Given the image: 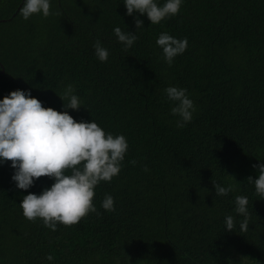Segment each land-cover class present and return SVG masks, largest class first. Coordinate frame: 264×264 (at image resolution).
<instances>
[{
	"label": "trees",
	"instance_id": "16d2710c",
	"mask_svg": "<svg viewBox=\"0 0 264 264\" xmlns=\"http://www.w3.org/2000/svg\"><path fill=\"white\" fill-rule=\"evenodd\" d=\"M20 2L0 0V18H9L0 21V100L31 89L62 112L68 101L58 95L72 84L82 105L69 114L124 135L129 150L119 175L94 189L97 213L56 231L27 220L20 206L54 179L24 191L11 161L0 164V264H264V200L247 182L264 162V0H183L160 24L128 16L124 0H50L59 14L28 20L19 14L25 0L13 15ZM135 16L144 22L138 31ZM116 27L138 36L128 51ZM162 32L189 42L171 66L156 43ZM97 39L107 62L95 56ZM169 86L186 88L196 106L184 128L171 114ZM214 183L234 190L216 196ZM105 194L114 212L102 208ZM239 195L249 198L247 232L235 212Z\"/></svg>",
	"mask_w": 264,
	"mask_h": 264
},
{
	"label": "clouds",
	"instance_id": "9594fccd",
	"mask_svg": "<svg viewBox=\"0 0 264 264\" xmlns=\"http://www.w3.org/2000/svg\"><path fill=\"white\" fill-rule=\"evenodd\" d=\"M183 0H166L163 5L157 0H124L128 16L135 13L147 15L151 24H160L179 14ZM50 0H25L20 8L24 20L34 14L47 18L57 15L50 11ZM137 31L144 28V22L135 16ZM118 42L128 51L138 39L136 33L114 28ZM157 45L163 50V58L171 66L174 58L182 55L188 48V39H177L167 32H162ZM95 56L101 62H107L110 52L97 39L93 45ZM167 99L172 103L173 116L178 117L176 126L184 128L192 121L196 112L194 101L186 88L169 86L165 90ZM72 84L64 87L58 95L63 103V111L51 107L45 108L43 102L32 96L31 89H17L0 100V164L11 161L15 170L12 180L18 189L28 191L41 177L54 179L51 187H46L40 194L31 193L23 197L20 203L24 217L32 222L37 218L43 220L44 226L53 231L58 223L65 226L78 224L89 213H97L93 204L94 189L101 181L111 182L119 175L123 167L129 143L124 135L107 133L92 120L77 121L69 110L81 108L82 101L75 94ZM130 163L135 166L137 160ZM258 178L249 176L247 182L255 185V194L264 200V162L254 164ZM148 172L147 166L143 169ZM216 196H227L234 188L223 187L214 183ZM115 200L105 194L102 208L115 211ZM235 212L243 217L240 230L247 232L251 213L249 198L245 195L235 197ZM235 218H225L227 231H233ZM46 259L52 261L49 254ZM247 257H241V264H246Z\"/></svg>",
	"mask_w": 264,
	"mask_h": 264
},
{
	"label": "water",
	"instance_id": "95a60500",
	"mask_svg": "<svg viewBox=\"0 0 264 264\" xmlns=\"http://www.w3.org/2000/svg\"><path fill=\"white\" fill-rule=\"evenodd\" d=\"M23 1L24 0H21V2L19 3V5L17 6L15 12L13 13V15L16 13V11H18V9H19V7H20V5L22 4ZM5 19H9V18H0V21L5 20ZM1 70L3 71V66H2V69Z\"/></svg>",
	"mask_w": 264,
	"mask_h": 264
}]
</instances>
